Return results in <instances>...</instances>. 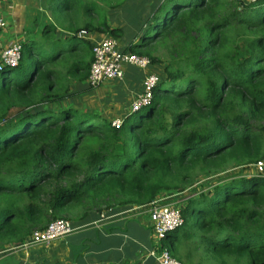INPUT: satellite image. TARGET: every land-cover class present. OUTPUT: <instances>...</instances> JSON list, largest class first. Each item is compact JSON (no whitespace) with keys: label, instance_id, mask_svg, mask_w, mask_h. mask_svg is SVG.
I'll return each mask as SVG.
<instances>
[{"label":"trees","instance_id":"1","mask_svg":"<svg viewBox=\"0 0 264 264\" xmlns=\"http://www.w3.org/2000/svg\"><path fill=\"white\" fill-rule=\"evenodd\" d=\"M81 1L64 7L90 20L57 53L25 43L19 64L0 70V251L57 218L126 213L194 186L175 200L184 223L162 245L186 264H264V175L252 169L264 155V0H160L126 51L166 75L119 128L97 111L51 107L91 67H56L64 45L92 51L79 31L118 39L109 12L142 13L133 0Z\"/></svg>","mask_w":264,"mask_h":264},{"label":"crops","instance_id":"2","mask_svg":"<svg viewBox=\"0 0 264 264\" xmlns=\"http://www.w3.org/2000/svg\"><path fill=\"white\" fill-rule=\"evenodd\" d=\"M160 0H133V10L141 11L137 18L127 12L119 13L116 9L108 14V22L112 28H122V37L118 38L121 49L126 50L141 34V26ZM122 11V10H121ZM146 19L141 23V18ZM0 16L6 21V27L0 34V59L3 48L12 41L38 43L37 56L57 53L60 44L57 40H65L73 32L70 27L83 25L90 20L83 12L61 6L58 0H0ZM127 22L134 26L133 30ZM139 25L135 29L136 24ZM140 27V28H141ZM89 42L111 37L105 33L90 31ZM116 39V38H115ZM66 41V40H65ZM71 52L60 66L70 68L76 60L92 62V51L87 44L77 46L64 45ZM77 55V57H75ZM59 62V61H58ZM158 74L165 78L163 64H151L146 70L126 63L122 79H108L101 86L90 90L88 70L85 77L72 79L69 91L73 96L61 101L60 105H52L55 110L76 108L89 110L104 105L106 110H118L113 117L125 119L130 115L133 101L143 91L146 73ZM69 74V73H68ZM70 78V74L68 75ZM98 97L99 102L91 103V96ZM77 97L78 102L75 100ZM87 102V103H86ZM76 104V106H73ZM93 105V108H91ZM102 111V110H101ZM103 115V112H101ZM104 116V115H103ZM107 118L106 116H104ZM112 118L109 120H113ZM169 202L173 195H164ZM145 211L108 212L105 218L101 215L86 221L72 222L74 230L48 245H35L28 248L7 247L0 251V264H153L156 261L150 252L154 247V235Z\"/></svg>","mask_w":264,"mask_h":264},{"label":"built area","instance_id":"3","mask_svg":"<svg viewBox=\"0 0 264 264\" xmlns=\"http://www.w3.org/2000/svg\"><path fill=\"white\" fill-rule=\"evenodd\" d=\"M255 3L258 0H244ZM6 27V21L0 16V34ZM89 31L81 30L78 36L81 38H90ZM23 43L20 41H12L3 48L0 59V70L4 67H16L22 57ZM93 61L91 63L88 83L91 88L96 89L108 79H122L124 77V65L126 63L146 70L151 64V60L137 53L129 52L120 48L117 39L106 37L99 41L93 42ZM161 81V77L152 72L146 73L144 79V88L133 101L130 114L142 110L148 106L155 95V89ZM124 119L116 118L112 120V125L119 128L123 124ZM255 173L264 175V155L256 163L252 164ZM168 197H160L145 206H138L127 213L136 210L145 211L147 220L150 222L154 235V247L150 254L156 261L162 264H186L172 255L168 247L162 245L163 239L168 234L184 223L181 207L177 202H169ZM106 213H102L101 217L105 218ZM74 230L71 220L66 218H57L46 225L44 229L33 231L20 244L12 248H28L35 245H48L51 242L70 234Z\"/></svg>","mask_w":264,"mask_h":264},{"label":"rangeland","instance_id":"4","mask_svg":"<svg viewBox=\"0 0 264 264\" xmlns=\"http://www.w3.org/2000/svg\"><path fill=\"white\" fill-rule=\"evenodd\" d=\"M88 0H82L81 1V4L82 5H85V3L87 2ZM58 2H59V4L61 5V6H65L66 4H67V0H58ZM89 4V3H88ZM116 10L119 12V13H123L124 12V14H126L127 12H128V9L127 8H124V10H122L121 11V8H116ZM109 14H110V12H109ZM132 18H133V16H132ZM147 17H146V15H143L142 16V18H141V23L143 22V24H144V21H145V19H146ZM135 23V22H134ZM136 24V23H135ZM127 26L129 27V28H131L132 30H133V28H134V26L133 25H131V24H129L128 22H127ZM138 27H139V25H137L136 24V26H135V29H138ZM141 27V26H140ZM139 27V29L140 30H142L143 29V26L140 28ZM35 59H32V63H31V60H29L28 61V64H27V69L26 70H28V71H30V70H32L33 68H34V65H35ZM94 95H92L91 96V103H93V102H99V98L98 97H93ZM75 100L78 102V99H77V97L75 98ZM87 103V102H86ZM73 106H76V104H73ZM91 108H93V105H91ZM92 111H97V112H99L100 114H102L101 112H103V115L104 116H106L107 117V119H113V117L115 116V115H117V111L118 110H106V108H104V105L103 104H101V107H99V108H95V109H91ZM102 110V111H101ZM102 115V116H103ZM103 116V117H104ZM114 119H116V118H114ZM113 119V120H114ZM217 178V177H216ZM212 180V179H211ZM194 187V186H193ZM192 187V188H193ZM192 188L191 189H187V191H185L184 193H182V194H179L178 196H176L174 199H171V200H177V202L180 200L181 201V199H182V197H185V196H188L189 195V193L192 191ZM130 214V213H129ZM74 215H75V213H74ZM184 251V248L182 249V252ZM196 260L197 259H195V262H196ZM195 262H193V263H195Z\"/></svg>","mask_w":264,"mask_h":264},{"label":"water","instance_id":"5","mask_svg":"<svg viewBox=\"0 0 264 264\" xmlns=\"http://www.w3.org/2000/svg\"><path fill=\"white\" fill-rule=\"evenodd\" d=\"M157 264H162L161 262H158Z\"/></svg>","mask_w":264,"mask_h":264}]
</instances>
